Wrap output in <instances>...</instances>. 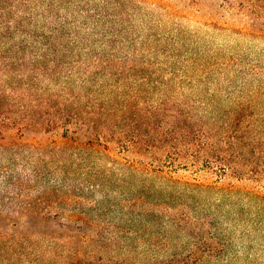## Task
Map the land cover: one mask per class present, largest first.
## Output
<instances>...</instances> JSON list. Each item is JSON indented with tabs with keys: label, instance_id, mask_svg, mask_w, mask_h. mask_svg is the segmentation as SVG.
Masks as SVG:
<instances>
[{
	"label": "rangeland",
	"instance_id": "rangeland-1",
	"mask_svg": "<svg viewBox=\"0 0 264 264\" xmlns=\"http://www.w3.org/2000/svg\"><path fill=\"white\" fill-rule=\"evenodd\" d=\"M51 1L30 0L22 30L0 46V89L118 103L120 116L133 115L124 129L140 132L127 131L137 143H109L116 159L135 164L139 178H165L151 197L165 215L160 235L185 221L217 264H264V0ZM32 129L26 138L60 139L52 125ZM125 198L113 187L79 205L81 234L97 217L105 244L119 235L135 248L144 221ZM0 264L27 263L5 252Z\"/></svg>",
	"mask_w": 264,
	"mask_h": 264
},
{
	"label": "trees",
	"instance_id": "trees-1",
	"mask_svg": "<svg viewBox=\"0 0 264 264\" xmlns=\"http://www.w3.org/2000/svg\"><path fill=\"white\" fill-rule=\"evenodd\" d=\"M68 1L54 0L49 6L56 9ZM29 2L0 0V46L14 39L17 27L22 30L19 21ZM118 111V103L111 99L68 93L58 100H31L0 89V255L7 252L27 264H57L47 258H60L63 264H217L210 258L213 255L202 250L208 242L192 244L197 237L187 229L189 223L180 221L171 232L160 235L156 224L161 225L165 215L159 213L158 197H151L165 178H139L135 164L116 159L109 143L123 147L137 143L129 140L127 131L131 129L133 137L140 132L132 126L124 129L133 115L124 114L125 119ZM45 123L52 125L48 132L59 131L60 139L25 137L28 130L34 132L32 127ZM173 130L178 133L180 127ZM179 184L223 194L230 189L187 181ZM113 187L127 197L126 208L144 221L145 237L134 239L135 248L119 235L105 244L97 217L90 235H82L77 225L87 220V213L78 206L96 201V196ZM121 224L123 230L129 229L123 220ZM127 234L131 235L130 230Z\"/></svg>",
	"mask_w": 264,
	"mask_h": 264
}]
</instances>
